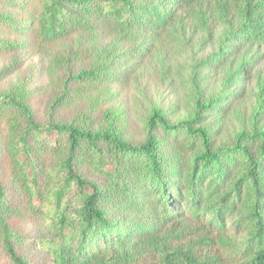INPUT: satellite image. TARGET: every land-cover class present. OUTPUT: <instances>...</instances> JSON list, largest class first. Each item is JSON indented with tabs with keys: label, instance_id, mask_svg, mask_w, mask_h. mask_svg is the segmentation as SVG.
<instances>
[{
	"label": "trees",
	"instance_id": "16d2710c",
	"mask_svg": "<svg viewBox=\"0 0 264 264\" xmlns=\"http://www.w3.org/2000/svg\"><path fill=\"white\" fill-rule=\"evenodd\" d=\"M0 3V54L76 31L124 34L127 45L70 76L87 85L132 74L184 17L208 33L224 24L203 63L231 66L222 92L197 101L189 118L153 109L139 143L113 126L94 132L38 121L23 91L1 93L7 171L18 193L9 196L0 182V242L11 264H33L18 249L27 238L10 222L29 215L45 227L35 242L46 264H264V115L254 133L218 140L254 72L248 62L264 47V0Z\"/></svg>",
	"mask_w": 264,
	"mask_h": 264
},
{
	"label": "rangeland",
	"instance_id": "374dc122",
	"mask_svg": "<svg viewBox=\"0 0 264 264\" xmlns=\"http://www.w3.org/2000/svg\"><path fill=\"white\" fill-rule=\"evenodd\" d=\"M3 9L0 3V11ZM173 26L151 53L138 57L132 74L98 86L70 76L92 68L118 44L127 45L124 34L76 31L45 44L28 42L22 49L0 54V70L7 66L12 70L0 79V94L23 91L38 121L71 122L94 132L113 126L122 138L142 142L147 132L146 116L153 109L163 110L173 121L189 118L197 101L222 92V78L231 68L203 63L217 48L222 22L217 20L211 33L188 17ZM254 54L248 62L254 72L234 112L222 121L219 141L234 142L239 134L254 133L263 123L264 47ZM241 58L237 57L233 67ZM3 124L0 117V182L9 196L16 198L17 188L7 171ZM10 222L27 238L19 252L33 264L48 263L49 256L35 242L45 235L43 224L31 215L16 216ZM0 264H11L1 242Z\"/></svg>",
	"mask_w": 264,
	"mask_h": 264
}]
</instances>
